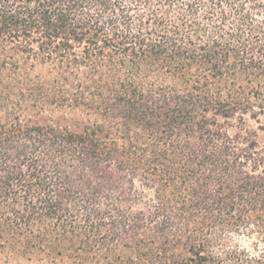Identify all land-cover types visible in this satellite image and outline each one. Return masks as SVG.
I'll use <instances>...</instances> for the list:
<instances>
[{
	"label": "trees",
	"instance_id": "1",
	"mask_svg": "<svg viewBox=\"0 0 264 264\" xmlns=\"http://www.w3.org/2000/svg\"><path fill=\"white\" fill-rule=\"evenodd\" d=\"M264 0H0V264H264Z\"/></svg>",
	"mask_w": 264,
	"mask_h": 264
},
{
	"label": "rangeland",
	"instance_id": "2",
	"mask_svg": "<svg viewBox=\"0 0 264 264\" xmlns=\"http://www.w3.org/2000/svg\"><path fill=\"white\" fill-rule=\"evenodd\" d=\"M260 142L264 145V131L260 133Z\"/></svg>",
	"mask_w": 264,
	"mask_h": 264
}]
</instances>
